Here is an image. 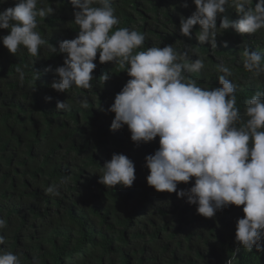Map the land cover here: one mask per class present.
I'll return each mask as SVG.
<instances>
[{
  "label": "trees",
  "instance_id": "1",
  "mask_svg": "<svg viewBox=\"0 0 264 264\" xmlns=\"http://www.w3.org/2000/svg\"><path fill=\"white\" fill-rule=\"evenodd\" d=\"M15 2L0 0V12ZM185 2L187 8L182 7ZM45 6L54 11L37 18L36 30L48 41L38 56L23 47L10 54L0 41V218L6 221L0 248L22 253L21 264H33V257L39 264H264V251H248L235 240L243 206L230 205L205 218L186 198L147 184L145 157L159 148V137L137 145L126 125L110 130L115 114L108 109L130 78L126 68L101 64L98 53L92 88L74 86L60 93L51 87L59 80L54 69L63 66L66 55L53 54L51 47L75 38L79 28L70 0H40L38 7ZM113 7L120 20L116 28L145 36L136 51L172 45L181 53L190 46L191 59L201 58L205 66L185 76L199 87H219L218 78L224 75L219 66L229 67V79L237 86L236 107L247 120L245 101L264 92V74L256 76L243 67V51L264 57V29L244 35L219 30L217 48H212L198 42L199 25L191 38L180 33L181 16L195 11L193 0H113ZM224 15L238 18L232 7ZM7 34L9 30L0 29V37ZM104 73L111 74L107 82L100 78ZM85 98L87 108L78 103ZM57 101L70 108L57 110ZM114 153L134 162L131 187L107 188L98 182L104 162ZM64 177L68 181L61 184ZM192 183L194 178L178 184V191ZM52 185L59 196L46 192Z\"/></svg>",
  "mask_w": 264,
  "mask_h": 264
},
{
  "label": "clouds",
  "instance_id": "2",
  "mask_svg": "<svg viewBox=\"0 0 264 264\" xmlns=\"http://www.w3.org/2000/svg\"><path fill=\"white\" fill-rule=\"evenodd\" d=\"M193 0L195 11L190 17L180 18V33L191 38L194 26L199 25L196 36L200 44L217 48L219 30H233L237 34H254L264 29V0ZM40 0H16L14 6L0 12V29L9 34L0 37L10 54L16 55L23 47L36 57L48 44L40 33L37 18L51 15L50 6L38 7ZM74 8V23L79 31L75 38L51 47L53 54H66L63 66L54 72L59 80L51 87L65 93L72 87H93V71L97 67V54L101 64L111 62L126 68L130 77L122 90L115 95L108 111L114 113L110 130L125 125L131 140L139 145L159 137V148L145 157L149 170L147 184L157 192L176 193L196 205L197 214L212 218L217 211L230 205L243 206V218L236 223L235 240L244 249L264 251V92L257 91L245 101L242 120L236 107V84L225 65L219 66V87L201 88L185 73L199 72L204 68L201 58L191 59V47L178 53L172 45L150 47L136 51L145 36L120 24L115 15L113 0H70ZM182 7L187 8L185 2ZM232 7L238 18L224 15ZM220 17L219 26L217 18ZM115 29V30H114ZM227 46V42H225ZM243 67L256 76L264 74V57L255 50L245 48ZM52 71L51 67L46 69ZM16 71L23 79V71ZM110 73L100 78L110 79ZM51 101L52 97H45ZM87 108V99H80ZM70 105L57 101V110ZM99 183L107 188L117 185L131 187L134 183V162L124 154L114 153L102 166ZM194 183L178 191V184ZM68 177L61 180L65 184ZM48 194L59 196L56 185L46 189ZM6 221L0 218V230ZM5 237L0 234V245ZM22 253L0 248V264H21ZM33 264H39L33 257Z\"/></svg>",
  "mask_w": 264,
  "mask_h": 264
}]
</instances>
